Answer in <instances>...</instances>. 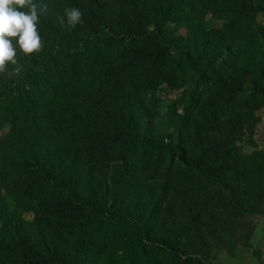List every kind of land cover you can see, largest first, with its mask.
I'll return each instance as SVG.
<instances>
[{
    "label": "trees",
    "instance_id": "obj_1",
    "mask_svg": "<svg viewBox=\"0 0 264 264\" xmlns=\"http://www.w3.org/2000/svg\"><path fill=\"white\" fill-rule=\"evenodd\" d=\"M37 2L44 50L0 73V264H204L206 226L264 194V150L237 144L264 0Z\"/></svg>",
    "mask_w": 264,
    "mask_h": 264
},
{
    "label": "rangeland",
    "instance_id": "obj_2",
    "mask_svg": "<svg viewBox=\"0 0 264 264\" xmlns=\"http://www.w3.org/2000/svg\"><path fill=\"white\" fill-rule=\"evenodd\" d=\"M261 25L264 26V13H259ZM220 25V22H213ZM178 92H165L162 98L173 100ZM257 122L251 128L242 125L237 138L246 154L264 150V106L256 112ZM7 128L0 137L7 133ZM30 219L31 216H28ZM216 226H206L204 236L207 242L204 264H264V194L256 215H239L235 212L219 215ZM243 241H246L244 243Z\"/></svg>",
    "mask_w": 264,
    "mask_h": 264
},
{
    "label": "clouds",
    "instance_id": "obj_3",
    "mask_svg": "<svg viewBox=\"0 0 264 264\" xmlns=\"http://www.w3.org/2000/svg\"><path fill=\"white\" fill-rule=\"evenodd\" d=\"M47 12V4L37 0H0V73L6 72L9 64L17 65L16 45L25 55L44 50L38 26L40 17ZM64 17L71 27L83 23V13L76 7L65 8ZM64 17L60 18L61 24ZM21 71L22 67L15 68L16 74Z\"/></svg>",
    "mask_w": 264,
    "mask_h": 264
}]
</instances>
